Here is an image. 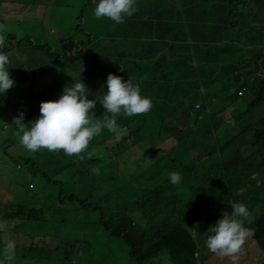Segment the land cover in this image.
<instances>
[{"label": "trees", "instance_id": "trees-1", "mask_svg": "<svg viewBox=\"0 0 264 264\" xmlns=\"http://www.w3.org/2000/svg\"><path fill=\"white\" fill-rule=\"evenodd\" d=\"M62 3L50 20L66 24V16L76 13L74 26H22L17 39L21 47L38 53L37 66L45 59L42 66L53 75L35 91L33 80L21 87L27 81L23 69L20 76L8 65L15 83L0 96V123L12 124L14 116L32 107L27 101L55 100L79 74L89 89L87 98L96 101L90 115H109L100 105L107 91L104 73L138 84L152 108L130 117L117 114V124L126 129L120 139L103 129L85 150L72 155L46 148L33 152L14 144L11 125L8 144L0 151L14 162L10 170L20 173L3 179L6 186L0 187L10 197L6 207H0V247L13 232L27 239L48 233L82 241L83 246L75 252L73 246L62 252L54 248L60 257L20 260L14 255L9 261L0 256V264H63L72 259L76 264H129V256L136 264H233L226 256L200 253L198 231L205 233L222 212L231 211L234 201L250 209L245 227L252 229L235 264H247L245 247L253 263L264 261V146L248 155L238 141L264 131V77L257 74L264 75V0H135V11L122 23L91 18L109 24L107 39L108 31L96 23L80 26L89 17L88 11L76 9L80 0ZM55 29L59 35L48 38L47 31ZM7 33L12 35L11 30ZM95 33L104 38V45L95 43ZM180 40L190 43L182 45ZM168 51L170 58L163 59ZM248 60L253 73L241 76L238 72L244 64L248 67ZM219 82L225 96L209 105V87ZM242 87L246 89L239 95ZM197 102L209 109V122L185 127L181 121L193 117ZM224 106L241 107L231 113L230 128L218 116ZM179 107L183 113L178 122ZM228 131L234 137L226 140ZM170 139L174 146L161 147ZM172 171L181 174L180 183L170 182ZM185 206L204 211L206 226L192 225L197 221L193 215L185 217ZM104 238L121 240L127 247L123 253L98 252L95 246Z\"/></svg>", "mask_w": 264, "mask_h": 264}, {"label": "clouds", "instance_id": "clouds-1", "mask_svg": "<svg viewBox=\"0 0 264 264\" xmlns=\"http://www.w3.org/2000/svg\"><path fill=\"white\" fill-rule=\"evenodd\" d=\"M34 2L36 5L41 3L46 5L43 12L48 13L50 11V15L55 11V8L64 7L62 0H56L55 4H53L54 0H34ZM86 2L95 5L94 9L91 7L95 18H107L115 23H122L125 16H130L135 11V0H91L90 2L88 0H80L79 10L87 11L84 8ZM73 17L76 19V13H73ZM1 20L0 96H3L6 90L14 86L15 82L10 78L8 65L12 66L13 60L17 56L32 62L40 70H46V68L42 65L37 66L34 63V58L38 55L36 51L21 47L17 40L21 29L12 31L10 26L2 24ZM7 30L12 31L11 36H8ZM51 33H53V30H51ZM46 35L48 38L58 36L57 33L53 36ZM108 36L106 34V39ZM99 40L100 38L95 40V43ZM43 44L41 42V45ZM28 56H31V59H28ZM54 58L68 62L59 57L58 54H54ZM13 69L17 70L18 75H24V72L22 74L19 73L21 71L20 68L13 67ZM26 79L27 81L25 80L21 84L22 88H26L32 81L28 78ZM41 80H46L45 84L48 78L33 79L35 91L42 86L43 82ZM104 86H106L107 91H103L100 105L109 115H105L103 119L90 115L95 110L96 101L95 99L87 98L89 89L81 81L79 74V77L70 85L66 84L63 87L55 100L41 101V99L37 98L40 102L39 115L35 119L25 123L24 113L20 112L12 118V124L4 122L6 126L0 123L3 128L1 132L3 135H0V149L3 150L2 148L8 144L6 136L11 125L15 126L16 140L14 144L20 143L33 152L40 148H46L50 151L63 150L68 155L80 153L87 148L89 141L93 137L98 136L103 129H107L115 135L116 139H120L125 134L126 129L117 124L115 116L120 113L127 117L147 113L152 108V101L148 96L141 95V89L138 84H134L129 79L122 80L120 76L112 73L107 74ZM245 89V87H242L238 94L242 95ZM194 106L196 108L200 107L197 104ZM14 146L8 147V151H11ZM168 175L172 184H178L182 179L181 174L176 171H172ZM249 211L250 209L244 203L236 202L231 205L230 212H222L216 222L206 230L205 244L207 249L221 257L230 258L235 264V261L239 259L238 254L246 236L252 231V229L245 227V221L251 214ZM85 231L87 235L88 230L85 229ZM199 251L204 254L201 248H199ZM14 255L15 244L12 240H8L3 247H0V256L10 261Z\"/></svg>", "mask_w": 264, "mask_h": 264}, {"label": "rangeland", "instance_id": "rangeland-1", "mask_svg": "<svg viewBox=\"0 0 264 264\" xmlns=\"http://www.w3.org/2000/svg\"><path fill=\"white\" fill-rule=\"evenodd\" d=\"M27 2H29V3L19 4V3H12L8 0H1L0 1V20L4 19L6 21V23H4V25L10 26L12 31H17L18 29H21L22 26H74L73 23L75 22V20H74L72 13H70L66 16V20H67L66 24H63L60 22H52L50 20V11L48 13L43 12L46 5H44L42 3L36 5L34 0H27ZM246 4H248V3H246ZM91 7L94 9L95 5H91L87 2L85 3L84 8H85V10L88 11V13L89 12L90 13H89V17H86V19H85L86 22L81 23L80 26H94V24L96 23L99 25L100 28H105L103 32L108 31L107 34L109 35V33L111 32L110 30H112L110 28L109 24L91 19V18H95V16L93 15V9L91 11ZM76 9L79 10L80 7L76 6ZM239 9H241V7ZM100 25H102V26H100ZM175 28L178 29L177 26H174L173 29H175ZM170 29H171L170 26H168L166 28L167 31H169ZM56 33L59 35V33L57 32L56 29L53 30V33H51V30L47 31V34L52 35V36L55 35ZM167 34L169 35V32ZM70 37H74L73 32L70 35ZM98 38H100L99 41H100L101 45H104L105 41H103V37L98 36L95 33L94 39L98 40ZM170 42H172V41H170ZM179 42L182 45H184L186 43V41H183V40H180ZM171 54L172 53L170 51H168V53H166L162 56L160 54L159 55L163 59H169ZM28 59H31V56H28ZM45 63H46L45 59H42V65H45ZM12 66L14 68L23 69L22 71L24 72V75L29 80H33V79H37V78H43V77H47L48 79H50L51 76L53 75L52 72H50L48 70H40L32 62H29L28 60H25V59L18 57V56L13 60ZM253 67L254 66L251 64V61L248 60V67H246L245 64L243 66H241V70H240V72H238V74L240 73L241 76L249 75V74L253 73V71L251 69ZM92 72H93V70H92ZM96 74H98V71ZM257 74H258V76L264 77V75H262V74H259V73H257ZM104 76H107L106 73H104ZM41 81L44 83L46 80H41ZM231 84L234 87H237L236 84H234L232 82H231ZM209 88L211 89L207 93V100H208L209 105L217 104V103H219V101L223 100V98L225 96V88H224L223 82L216 83L215 85H213ZM57 97L58 96H56V98ZM45 100H50V99L47 98ZM27 104L29 106H32V107H30L24 113V121L26 119H28V121L33 120L39 115V104H40V102L38 100L37 101H30V102L27 101ZM196 104L199 105L200 107L196 108L194 106L193 117H188L183 121H181L183 108L179 107L177 109L178 122L180 120L181 123L185 127L189 126L191 128H195L196 126L202 124L203 122H209V118H210L209 109L204 108L200 102H197ZM239 108H241V107L239 106ZM239 108L234 107V106L222 107L220 109V114L218 115L219 119L226 122L228 125L227 127L230 128L233 125V121L231 119V113L238 110ZM0 135H3V134L0 133ZM232 137H234L233 132L228 131L224 138L226 140H229ZM158 138H159L160 142H162V138L161 137H158ZM238 141L243 145V147H244L245 151L248 153V155L253 154L260 147L264 146V131L258 133L257 135L255 133L248 134V138H239ZM219 144H222V143H219ZM174 145H175V140L170 139L168 141L163 142L161 147L165 148V146H166V149H169ZM148 147L149 146H145V148H148ZM9 152L13 153L14 150H11ZM34 154H37V152H35ZM34 163H35L34 161L29 162L27 164V167L33 166ZM82 164H80L78 166V168H80ZM0 165H6V168L0 166V172L4 171L8 175V178H4L3 176H1L2 174L0 175V187H4L6 185L3 184V179L5 181H7L9 178L17 176L20 173V171L19 170H10V168H13L14 162L10 161V157L1 156V154H0ZM20 167H22V165H20V164L16 166L17 169H20ZM263 174H264V170H263ZM107 191H108L107 189H104L103 192H107ZM9 200H10V197H8V195L4 191H1L0 192V207H6L5 204ZM234 203H236V202L234 201ZM24 211H26V210L24 209ZM183 212H185V217H189L190 215H193L194 221H197V222L192 223V225H195V223H196V224L201 225L203 227L206 226L207 214L204 211L197 209V207L192 210V209L187 208L185 206L183 209ZM24 216L27 217L28 215H24ZM34 216L39 218L40 214L37 213V214H34ZM82 232L86 233L85 231H82ZM7 236L10 240H12L14 242V244H15V256H17L20 260L22 259V257H29L32 259H37V258H41V257L48 256V255H50L51 257H53L54 255H55V257H60L57 254V252H55L54 248L56 250L59 249L60 252H62V251L69 250L73 246L75 248L73 251L75 252L76 250H81L82 246H83L82 241H74V240H70L67 238H57L56 239L55 236L49 235L48 233H46V236L43 235L41 237L35 235L32 239L24 238V236L18 234V232H13L10 235L7 234ZM16 236H18V238ZM205 240H206V232L202 233V232L198 231V246L204 251V254L206 256H209L212 253L207 249L206 244H205ZM109 243H110V246H108ZM123 243L121 240H120V242L116 241L115 243H112L111 239L104 238L102 241H99L96 244L95 248L98 252L99 251H107V250L111 249L116 254L117 253H123L124 248L126 246L125 243L124 244ZM204 245H205V247H204ZM244 250L248 255L246 257L247 264H262V262H264V261H259L257 259L256 263H253L249 254H248V247H245ZM79 255H77V256H79ZM54 260L55 261H62L61 259H58V258H55ZM128 260H129V264H136L135 261L133 260L132 256H129ZM69 261H71V260H69ZM75 261H76V259H72L71 262H69V263L63 262V264H76ZM57 263H59V262H57Z\"/></svg>", "mask_w": 264, "mask_h": 264}, {"label": "crops", "instance_id": "crops-1", "mask_svg": "<svg viewBox=\"0 0 264 264\" xmlns=\"http://www.w3.org/2000/svg\"><path fill=\"white\" fill-rule=\"evenodd\" d=\"M200 264V263H199Z\"/></svg>", "mask_w": 264, "mask_h": 264}]
</instances>
